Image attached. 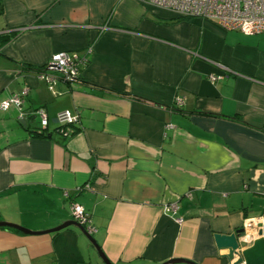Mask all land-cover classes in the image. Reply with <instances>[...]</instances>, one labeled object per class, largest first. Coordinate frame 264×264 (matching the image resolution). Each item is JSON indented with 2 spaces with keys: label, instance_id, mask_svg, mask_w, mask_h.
Returning <instances> with one entry per match:
<instances>
[{
  "label": "crops",
  "instance_id": "1",
  "mask_svg": "<svg viewBox=\"0 0 264 264\" xmlns=\"http://www.w3.org/2000/svg\"><path fill=\"white\" fill-rule=\"evenodd\" d=\"M59 51L87 62L49 88L36 68ZM10 95L0 221L47 230L77 203L111 264H264V32L137 0H0V102ZM61 110L78 118L67 136ZM240 227L229 259L214 236ZM0 264L104 262L71 225L0 227Z\"/></svg>",
  "mask_w": 264,
  "mask_h": 264
},
{
  "label": "built area",
  "instance_id": "2",
  "mask_svg": "<svg viewBox=\"0 0 264 264\" xmlns=\"http://www.w3.org/2000/svg\"><path fill=\"white\" fill-rule=\"evenodd\" d=\"M143 4H150L175 12L179 17H199L212 20L225 30H238L246 34L264 32V0H137ZM87 59L76 53L59 51L52 54L50 60L41 67L39 77L44 79L52 88L56 78L65 82H78L80 67L85 65ZM226 70V68L223 67ZM223 74H210L211 81L220 79ZM27 90L22 91V96ZM17 95H10L0 102V109L7 110L12 104H19ZM40 115L41 127H46L48 120L42 110ZM77 116L68 110H61L56 114L59 132L67 136L72 130L71 126L77 122ZM72 218L81 224L89 234L95 232L91 224L90 215L77 203H71Z\"/></svg>",
  "mask_w": 264,
  "mask_h": 264
},
{
  "label": "water",
  "instance_id": "3",
  "mask_svg": "<svg viewBox=\"0 0 264 264\" xmlns=\"http://www.w3.org/2000/svg\"><path fill=\"white\" fill-rule=\"evenodd\" d=\"M76 226L78 227L81 232L86 236V238L88 239V241L92 244V246L96 249L98 255L100 256V258L102 259V261L104 262V264H111V262H109L106 257L104 256V254L101 252L100 247L98 246V244L96 243L95 239L93 238L92 234H89L85 228L79 224L77 221L75 220H67L65 222H62L60 225L47 229V230H42V231H32L29 230L27 228L21 227L17 224H14L12 222H7V221H0V227H7V228H14L17 229L21 232L24 233H30V234H40V233H51V232H55L58 231L62 228L68 227V226ZM245 232V228L244 227H240L237 228L236 230H234V232L230 233V234H216L215 237V242H216V246L217 248H224V247H228L229 248V255L227 256V258H231L232 257V253L233 251L238 247V238L243 235ZM261 233V232H260ZM241 261L238 260L235 264H239ZM174 263H186V264H194L193 262H190L188 260L185 259H181V258H173L170 260H167L166 262H163L162 264H174Z\"/></svg>",
  "mask_w": 264,
  "mask_h": 264
},
{
  "label": "trees",
  "instance_id": "4",
  "mask_svg": "<svg viewBox=\"0 0 264 264\" xmlns=\"http://www.w3.org/2000/svg\"><path fill=\"white\" fill-rule=\"evenodd\" d=\"M40 68H41V67H40ZM40 68H36V70H37V71H38V70L40 71ZM71 127H74V125H72Z\"/></svg>",
  "mask_w": 264,
  "mask_h": 264
},
{
  "label": "bare ground",
  "instance_id": "5",
  "mask_svg": "<svg viewBox=\"0 0 264 264\" xmlns=\"http://www.w3.org/2000/svg\"><path fill=\"white\" fill-rule=\"evenodd\" d=\"M86 230V229H85ZM93 234V233H92Z\"/></svg>",
  "mask_w": 264,
  "mask_h": 264
}]
</instances>
